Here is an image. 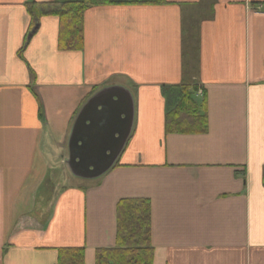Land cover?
I'll return each mask as SVG.
<instances>
[{
    "label": "crops",
    "instance_id": "1",
    "mask_svg": "<svg viewBox=\"0 0 264 264\" xmlns=\"http://www.w3.org/2000/svg\"><path fill=\"white\" fill-rule=\"evenodd\" d=\"M68 1L0 0V264H95L133 200L151 264H264V0H110L84 11L81 50L58 48L56 15L28 35L29 3ZM182 85L203 90L205 132L166 130ZM107 86L132 96L130 136L103 175L67 179L53 165Z\"/></svg>",
    "mask_w": 264,
    "mask_h": 264
},
{
    "label": "trees",
    "instance_id": "2",
    "mask_svg": "<svg viewBox=\"0 0 264 264\" xmlns=\"http://www.w3.org/2000/svg\"><path fill=\"white\" fill-rule=\"evenodd\" d=\"M164 2L165 0H153L130 3L159 4ZM111 3L110 0H73L46 4L31 2L27 6L31 17L28 35L33 32L40 16L56 15L60 20L58 48L68 51L81 50L83 48L84 11L90 7ZM26 42L27 38L24 45ZM19 56H22V50L19 52ZM176 88L179 90L180 98L165 115L166 130L175 133L205 132L207 123L203 105L198 103L192 95V90L195 92L197 88L190 85L177 86ZM148 212L146 200L123 201L119 207L122 222L119 227L118 246L97 249L95 264H151L152 248L148 244ZM126 241H129L128 244ZM57 264H84L83 250H59Z\"/></svg>",
    "mask_w": 264,
    "mask_h": 264
},
{
    "label": "water",
    "instance_id": "3",
    "mask_svg": "<svg viewBox=\"0 0 264 264\" xmlns=\"http://www.w3.org/2000/svg\"><path fill=\"white\" fill-rule=\"evenodd\" d=\"M133 113L132 96L125 88L109 86L93 94L69 135L65 163L71 174L95 179L109 170L130 136Z\"/></svg>",
    "mask_w": 264,
    "mask_h": 264
},
{
    "label": "rangeland",
    "instance_id": "4",
    "mask_svg": "<svg viewBox=\"0 0 264 264\" xmlns=\"http://www.w3.org/2000/svg\"><path fill=\"white\" fill-rule=\"evenodd\" d=\"M67 146H68V143H67ZM64 155H65L64 160L62 162H59V159H58V162L56 160L57 164L54 163L53 166L55 167V171H57L58 174H60L61 172H63V173L65 172L66 178L70 179V175H72V174L69 171V169L67 168L66 164L64 163V161L68 155V147H66V151L64 152ZM62 183H63L62 181L59 182V185H62Z\"/></svg>",
    "mask_w": 264,
    "mask_h": 264
}]
</instances>
